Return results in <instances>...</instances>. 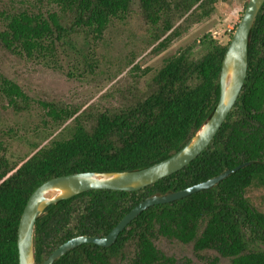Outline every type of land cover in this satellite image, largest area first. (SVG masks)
I'll use <instances>...</instances> for the list:
<instances>
[{
	"label": "trees",
	"instance_id": "16d2710c",
	"mask_svg": "<svg viewBox=\"0 0 264 264\" xmlns=\"http://www.w3.org/2000/svg\"><path fill=\"white\" fill-rule=\"evenodd\" d=\"M217 2L0 0V47L62 70L79 50V38L83 43L103 38L111 27L128 21L135 4L151 38L149 52L156 54L209 18ZM228 42L203 34L165 57L143 86L121 96L119 105L87 117L41 102L54 123L70 124L65 133L18 159L7 156L15 134L0 130V264L19 263V219L42 182L74 172L141 169L180 149L217 103ZM32 101L0 71V102L6 108L28 111ZM248 161L211 188L147 207L110 246L82 243L52 264H189L159 248L160 239L190 245L195 254L213 252L228 264H264V211L248 195L252 187L264 185V2L249 32L239 96L210 144L180 170L141 189H90L49 204L34 224L36 262L73 236L105 235L148 195L185 188Z\"/></svg>",
	"mask_w": 264,
	"mask_h": 264
},
{
	"label": "rangeland",
	"instance_id": "374dc122",
	"mask_svg": "<svg viewBox=\"0 0 264 264\" xmlns=\"http://www.w3.org/2000/svg\"><path fill=\"white\" fill-rule=\"evenodd\" d=\"M247 0H218L212 15L192 25L165 50L149 52L151 38L137 6L126 23L111 27L103 38L83 43L66 59L62 70H54L25 61L0 47V71L21 86L33 100L28 111L14 112L0 102V130L15 134L8 146L10 160L30 152L37 144L48 143L65 133L70 123H54L44 113L41 102L74 110L81 118L119 105L121 96L136 86H143L160 67L163 59L209 33L221 43L241 17ZM235 29V28H234ZM233 33V32H232ZM149 68L147 73L143 70ZM252 202L264 211V185L248 192ZM157 245L179 261L189 264H228L213 252L195 254L190 245L160 239Z\"/></svg>",
	"mask_w": 264,
	"mask_h": 264
},
{
	"label": "water",
	"instance_id": "95a60500",
	"mask_svg": "<svg viewBox=\"0 0 264 264\" xmlns=\"http://www.w3.org/2000/svg\"><path fill=\"white\" fill-rule=\"evenodd\" d=\"M263 2L264 0H247L224 52L219 74L217 103L210 116L187 142L169 157L141 169L74 172L52 177L42 182L29 195L19 219L17 229L18 264H52L67 251L82 243L110 246L122 229L147 207L211 188L230 173L251 163L248 161L233 168H225L215 176L179 190L148 195L133 206L105 235L79 234L73 236L54 248L41 263L36 262L33 251L34 224L39 215L46 213L45 208L49 204L90 189L123 191L141 189L180 170L210 144L242 88L247 69L248 36Z\"/></svg>",
	"mask_w": 264,
	"mask_h": 264
}]
</instances>
